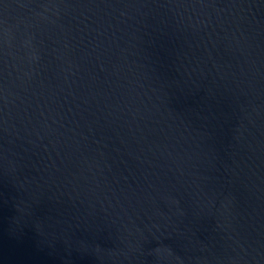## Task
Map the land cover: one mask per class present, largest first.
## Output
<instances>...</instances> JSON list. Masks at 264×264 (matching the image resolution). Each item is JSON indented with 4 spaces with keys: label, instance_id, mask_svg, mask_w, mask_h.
<instances>
[{
    "label": "water",
    "instance_id": "water-1",
    "mask_svg": "<svg viewBox=\"0 0 264 264\" xmlns=\"http://www.w3.org/2000/svg\"><path fill=\"white\" fill-rule=\"evenodd\" d=\"M0 264H264V0H0Z\"/></svg>",
    "mask_w": 264,
    "mask_h": 264
}]
</instances>
